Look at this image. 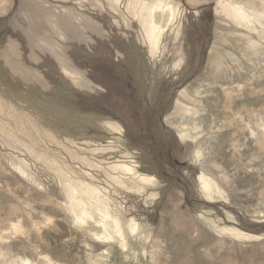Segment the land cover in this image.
<instances>
[{
  "label": "rangeland",
  "instance_id": "374dc122",
  "mask_svg": "<svg viewBox=\"0 0 264 264\" xmlns=\"http://www.w3.org/2000/svg\"><path fill=\"white\" fill-rule=\"evenodd\" d=\"M0 264H264V0H0Z\"/></svg>",
  "mask_w": 264,
  "mask_h": 264
}]
</instances>
